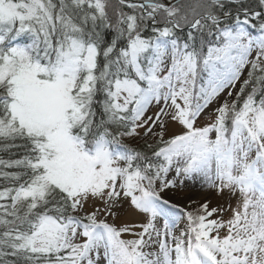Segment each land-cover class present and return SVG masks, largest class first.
Returning a JSON list of instances; mask_svg holds the SVG:
<instances>
[{"label":"snow or ice","instance_id":"1","mask_svg":"<svg viewBox=\"0 0 264 264\" xmlns=\"http://www.w3.org/2000/svg\"><path fill=\"white\" fill-rule=\"evenodd\" d=\"M0 264H264V0H0Z\"/></svg>","mask_w":264,"mask_h":264},{"label":"rangeland","instance_id":"2","mask_svg":"<svg viewBox=\"0 0 264 264\" xmlns=\"http://www.w3.org/2000/svg\"><path fill=\"white\" fill-rule=\"evenodd\" d=\"M185 194L193 200L202 202L204 199H209L212 201L213 206L216 203H223L224 201L217 197L214 193L208 191L206 188L202 187L200 183L189 182L185 188ZM186 203L187 201H183ZM120 221L118 220L117 223Z\"/></svg>","mask_w":264,"mask_h":264}]
</instances>
